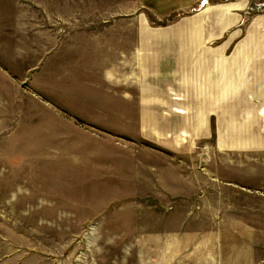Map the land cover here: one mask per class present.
<instances>
[{
  "label": "rangeland",
  "instance_id": "rangeland-1",
  "mask_svg": "<svg viewBox=\"0 0 264 264\" xmlns=\"http://www.w3.org/2000/svg\"><path fill=\"white\" fill-rule=\"evenodd\" d=\"M202 8L0 0V264H264V152L205 137L203 72L188 78ZM173 36L178 73L153 62Z\"/></svg>",
  "mask_w": 264,
  "mask_h": 264
},
{
  "label": "crops",
  "instance_id": "crops-1",
  "mask_svg": "<svg viewBox=\"0 0 264 264\" xmlns=\"http://www.w3.org/2000/svg\"><path fill=\"white\" fill-rule=\"evenodd\" d=\"M142 3L155 18L183 12L198 4L203 6L198 15L187 19L183 25L202 23L200 34L204 38L203 47L198 54L195 48L186 53L188 56L202 55V60L197 62L198 68L189 64L187 69L191 79L192 68L203 72V90L200 91L204 109L202 134L205 137L215 134L220 151L264 152V129L260 115L264 109V15L247 17L246 21L243 13L248 4L236 0L223 3L219 0H142ZM180 40L173 36L167 48L157 49L159 52L155 51L153 62L159 64L165 56L170 57L166 61L171 67L166 69L175 73L182 70L184 66L179 63L183 51ZM220 40L223 41L220 47L207 46ZM163 67L161 70L165 69ZM171 86L180 93H189L192 97L190 103L199 102L195 99L197 93L189 92L178 81ZM155 89L157 98L147 102L166 106L168 96L165 91L159 87Z\"/></svg>",
  "mask_w": 264,
  "mask_h": 264
}]
</instances>
